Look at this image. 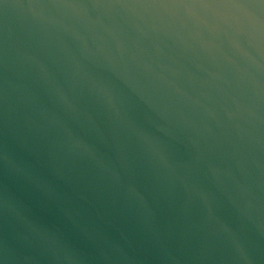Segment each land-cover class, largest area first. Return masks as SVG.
<instances>
[{"label": "water", "instance_id": "1", "mask_svg": "<svg viewBox=\"0 0 264 264\" xmlns=\"http://www.w3.org/2000/svg\"><path fill=\"white\" fill-rule=\"evenodd\" d=\"M0 264H264V0H0Z\"/></svg>", "mask_w": 264, "mask_h": 264}]
</instances>
